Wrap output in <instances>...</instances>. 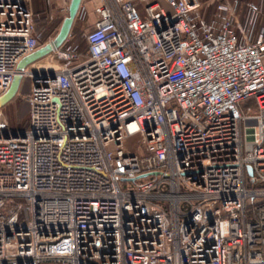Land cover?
<instances>
[{
    "label": "built area",
    "instance_id": "obj_1",
    "mask_svg": "<svg viewBox=\"0 0 264 264\" xmlns=\"http://www.w3.org/2000/svg\"><path fill=\"white\" fill-rule=\"evenodd\" d=\"M94 1L83 48L18 71L36 14L0 0V96L30 79L24 135L0 111V264H264V9Z\"/></svg>",
    "mask_w": 264,
    "mask_h": 264
},
{
    "label": "rangeland",
    "instance_id": "obj_2",
    "mask_svg": "<svg viewBox=\"0 0 264 264\" xmlns=\"http://www.w3.org/2000/svg\"><path fill=\"white\" fill-rule=\"evenodd\" d=\"M219 1L221 0H199L202 10L206 13L211 12ZM239 1L241 7H245L247 2H255L264 9V0ZM28 2L36 14L35 24L37 30L40 31L39 41L41 44H44L57 34L63 18L68 14L70 0H28ZM82 2V6L85 9L77 13L70 33L68 34L81 48L84 46L83 35L92 26L97 15L96 1L82 0ZM54 63L52 54L50 53L30 64L28 68L37 69L47 65L53 66ZM29 86L30 79L23 77L16 95L0 108L2 115L11 129H18L21 127L20 124L28 122L29 106L26 95L29 91ZM246 123L251 125L253 121L248 120ZM135 138L137 140V137ZM129 141L132 142L133 139L131 138Z\"/></svg>",
    "mask_w": 264,
    "mask_h": 264
},
{
    "label": "water",
    "instance_id": "obj_3",
    "mask_svg": "<svg viewBox=\"0 0 264 264\" xmlns=\"http://www.w3.org/2000/svg\"><path fill=\"white\" fill-rule=\"evenodd\" d=\"M81 3V0H70L68 5V14L65 16L61 22V25L59 27V30L57 34L55 35L54 39L51 43H45L36 50L32 51L31 53L25 55L17 64V70L22 71L25 69V67L38 60L39 58L47 55L53 48L59 47L64 40L67 38L68 34L70 33L72 24L74 22V19L76 17L79 5ZM22 80V75L20 72L16 73L10 83V86L8 89L0 96V108L6 104L8 101L13 99V97L16 95L20 83ZM18 134L24 135V132L22 129L19 131L17 129H11L9 132L4 131L2 133V136L7 138L9 136H17Z\"/></svg>",
    "mask_w": 264,
    "mask_h": 264
},
{
    "label": "trees",
    "instance_id": "obj_4",
    "mask_svg": "<svg viewBox=\"0 0 264 264\" xmlns=\"http://www.w3.org/2000/svg\"><path fill=\"white\" fill-rule=\"evenodd\" d=\"M20 126H21V127L18 128V129H24V128L27 126V122L20 124Z\"/></svg>",
    "mask_w": 264,
    "mask_h": 264
}]
</instances>
